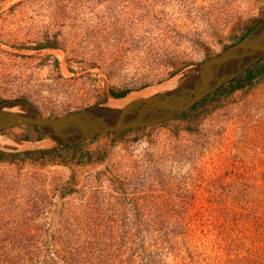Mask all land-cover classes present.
Here are the masks:
<instances>
[{"label":"rangeland","instance_id":"obj_1","mask_svg":"<svg viewBox=\"0 0 264 264\" xmlns=\"http://www.w3.org/2000/svg\"><path fill=\"white\" fill-rule=\"evenodd\" d=\"M263 16L264 0H0V103L61 117L165 87ZM252 76L75 148L1 132L0 264H264V75Z\"/></svg>","mask_w":264,"mask_h":264},{"label":"water","instance_id":"obj_2","mask_svg":"<svg viewBox=\"0 0 264 264\" xmlns=\"http://www.w3.org/2000/svg\"><path fill=\"white\" fill-rule=\"evenodd\" d=\"M264 59V16L240 41L168 82L145 106L106 111L104 105L61 117H44L32 103H0V133L37 128L55 146L75 147L100 135L148 129L174 120Z\"/></svg>","mask_w":264,"mask_h":264},{"label":"bare ground","instance_id":"obj_3","mask_svg":"<svg viewBox=\"0 0 264 264\" xmlns=\"http://www.w3.org/2000/svg\"><path fill=\"white\" fill-rule=\"evenodd\" d=\"M164 86H160L157 88H151L149 90L144 91L143 93L137 95L135 93H131L122 100H113L112 102L104 104V109L106 111H116L119 109H134L141 108L148 104L156 94L160 93L164 88ZM52 142L51 140L48 141ZM53 143V142H52Z\"/></svg>","mask_w":264,"mask_h":264},{"label":"trees","instance_id":"obj_4","mask_svg":"<svg viewBox=\"0 0 264 264\" xmlns=\"http://www.w3.org/2000/svg\"><path fill=\"white\" fill-rule=\"evenodd\" d=\"M257 25V24H256ZM255 27V26H254ZM253 27V28H254ZM251 28V29H253ZM249 29L248 32L251 30ZM247 32V33H248ZM243 38V37H242ZM240 38L239 41L242 39ZM253 70H257L258 74L259 75H264V59L262 61H260L258 64H256L253 68H251L250 70L246 71L243 75H241L240 77H238L237 79L233 80L232 82H230L229 84H232V83H236V87L237 88H242L243 85H244V81H251L253 79V76H252V72ZM225 86H223L222 88H220L219 90L223 89ZM218 90V91H219ZM128 94V92H110V96H112L113 98H123L125 97L126 95ZM206 99V98H205ZM204 100H202L199 104L203 103ZM198 105V104H197ZM196 107V106H195ZM194 108V107H193ZM192 108V109H193ZM38 131V130H37ZM64 148H75V147H70V146H62Z\"/></svg>","mask_w":264,"mask_h":264},{"label":"crops","instance_id":"obj_5","mask_svg":"<svg viewBox=\"0 0 264 264\" xmlns=\"http://www.w3.org/2000/svg\"><path fill=\"white\" fill-rule=\"evenodd\" d=\"M108 96H109V97H112V96H110V92L108 93Z\"/></svg>","mask_w":264,"mask_h":264}]
</instances>
